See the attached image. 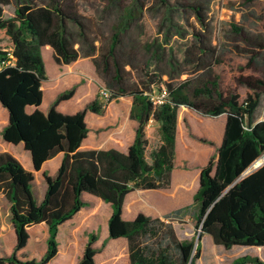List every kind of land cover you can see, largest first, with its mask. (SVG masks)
<instances>
[{
  "label": "trees",
  "instance_id": "1",
  "mask_svg": "<svg viewBox=\"0 0 264 264\" xmlns=\"http://www.w3.org/2000/svg\"><path fill=\"white\" fill-rule=\"evenodd\" d=\"M10 3L11 0H0V61H11L0 70V103L8 114L1 137L29 151L34 171L58 153L62 158L54 173L42 172L45 190L36 202L34 173L10 152H0V191L10 203L9 221L14 235L12 251L0 257V264H48L58 251L59 227L87 204L83 194L110 204L105 240H127L128 264H195L200 243L194 248L193 238L179 239L171 221L141 212L132 220L121 216L129 192L170 185L181 106L203 115H226L217 155L211 156L201 169L193 195L191 206L196 210L194 228L198 240L207 234L214 244L226 249L235 245L264 247V163L245 173L264 153V119L254 122L264 94V79L251 70L253 58L233 69L229 61L219 60L206 34L193 31L196 41L185 51L186 64L195 72L216 65L219 69L210 81L189 95L187 82L174 85L147 70L135 77L130 59L118 48L117 32L108 44L96 48L94 41H105L104 34L93 18L79 11L75 0L23 2L6 17L4 7ZM134 5L143 8L140 0H135ZM187 6L195 12L202 30L207 31L203 5ZM70 24L76 27L82 46L88 47L86 54L106 85L109 99L132 98L129 118L137 121V127L125 152L114 148L79 149L88 133L86 112L101 115L104 107L96 97L74 113L59 111L58 104L74 95L76 85L59 92L47 111L38 108L41 84L46 79L41 48L49 46L58 65L74 62L80 56L71 39ZM123 25L119 23L117 27ZM159 84L167 88L168 97L154 106L144 93ZM28 107L34 109L27 111ZM154 123L156 128L151 127ZM189 207L175 211L170 220ZM40 223L47 226L48 236L45 251L36 260L26 256L28 229ZM96 234H88L77 264H96L95 256L104 245L95 244ZM125 250H109L101 264H127ZM247 262L264 264L247 255L234 259L232 264Z\"/></svg>",
  "mask_w": 264,
  "mask_h": 264
},
{
  "label": "rangeland",
  "instance_id": "2",
  "mask_svg": "<svg viewBox=\"0 0 264 264\" xmlns=\"http://www.w3.org/2000/svg\"><path fill=\"white\" fill-rule=\"evenodd\" d=\"M29 1L45 2V0H11V3L4 7V16H11L17 5ZM140 1L143 3L142 9L135 7V0H75L79 11L93 18L104 34L105 41H94L96 48L108 44V39L113 33L119 34L118 48L126 56V59H130L129 61L134 66L132 70L135 77L142 76L144 70H147L169 79L174 85L187 82V92L192 95L194 88L202 87L210 81L215 75V71L219 69L216 65L211 69L195 72L184 61L188 45L196 41L193 31H197L199 34L208 36L211 45L217 50L220 61L225 63L229 61L233 64V69H237L239 63L245 64L250 58H253L251 70L264 79V0ZM112 4L114 6L111 7ZM188 4L203 5V14L208 26L207 31L202 30V26L196 20L195 12L187 6ZM119 23H124V25L117 27ZM70 31L71 39L74 41L75 47L78 48L80 56L66 66V69H70L72 72V78L68 82L62 80L64 83L62 88L68 89L76 85L78 97L83 99L82 103L97 97L104 107L102 114H105L106 111L108 113L118 111V118L121 117L122 110L125 112L128 109L131 98L109 99L110 93L106 85L94 71L91 57L86 54L88 47L82 46L81 39L77 36V29L73 24H70ZM43 48L42 56L48 79L46 76L47 80L42 83V86L46 90L45 86L55 79L56 66L51 48ZM129 81L132 82V79ZM102 92H106L107 97H104ZM74 99L73 102L62 103L61 108L64 106L72 109L78 104L77 95ZM204 100L206 99L204 98ZM62 110L63 113H71V111H66L67 109ZM254 119H264V94L261 95ZM3 144L7 143L3 142ZM9 147L11 148V152H9L18 159L21 158L20 155L23 158L25 154H28L22 145L19 148L18 145L9 144ZM52 168L53 166L48 164L44 171L51 173ZM41 173L39 171L35 174L33 184V198L36 202L44 190ZM86 199L88 198L86 197ZM89 206H92L91 202ZM9 208V201L0 192V257L10 254L14 242L13 230L9 221ZM186 211V216L190 220L186 221L184 218L180 220L176 234L179 239L193 238L195 241L197 237L194 228L195 206H191ZM94 228L92 232L97 233L98 238V243L95 242V244L100 245L104 242L101 252L95 256V263L101 264L109 250H115L121 245L113 239L105 240L103 223L98 225V229ZM88 230L90 228H87L85 233ZM77 241L79 244L81 239L79 238ZM198 242L201 252L195 264H232L234 259L244 255L257 257L264 262L263 247L235 245L226 249L222 245L214 244L210 235L207 234L202 235ZM41 249V243L33 238L28 244L26 256L38 260L43 254ZM125 253V261L128 264L127 248Z\"/></svg>",
  "mask_w": 264,
  "mask_h": 264
},
{
  "label": "crops",
  "instance_id": "3",
  "mask_svg": "<svg viewBox=\"0 0 264 264\" xmlns=\"http://www.w3.org/2000/svg\"><path fill=\"white\" fill-rule=\"evenodd\" d=\"M42 50H44L43 47L41 48V54ZM67 65L68 64L58 65L55 63V79L45 86L46 90H44L41 84L42 101L38 107L40 110L47 111L49 104L55 99L56 95L65 89V87L62 88L64 85L62 80L68 82L72 78V72H70V69H66ZM46 76L48 79L47 71ZM47 79L43 80V82ZM76 95L78 101L77 105L72 109H68L64 106L61 108L62 103L73 102ZM45 98H47V100H45ZM82 100L83 99L78 97V92L75 90L74 95L69 100L59 103L57 109L59 111L67 109L66 111L74 113L80 109L81 106L83 107L84 104L90 101L87 100L82 103ZM131 103L132 98L128 109L125 112L122 110V116L119 118L118 111L113 113H108L106 111L105 114L101 115L87 111L85 114V122L88 133L86 138L81 142L79 149L114 148L121 152L127 151L129 145L134 140L137 127V121L129 118ZM33 109L34 107H28L27 111H32ZM7 120V110L0 103V152H11L9 144H3L5 141H3L1 137V130L7 123ZM257 121L259 120H254V122ZM225 122V114L208 116L197 113L184 106L179 107L177 112L175 159L171 171L170 185L167 188L137 189L129 192L123 202L122 219L132 220L140 212L152 218L166 219L169 216H173L172 214L178 209L191 206L193 204V195L198 188L201 169L207 164L211 156L217 155V150L223 137ZM151 127L156 128L157 124L154 123ZM21 145L22 144H18V147L20 148ZM27 152L28 154H25L23 158L22 155H20L21 158L17 159L25 169L34 173V179L35 174L39 171L43 172L48 164L53 166L49 174L54 173L62 158V153H58L53 158L45 161L39 171H34L30 153L29 151ZM44 190L39 196V200L42 198ZM90 196H88V194H83L82 198L87 204L59 227L57 233L58 251L48 264H77L87 241L88 232H92L94 226V229H98V225H102L103 223V237L106 239L108 234L107 222L112 211L111 206L109 203L97 197ZM86 197L88 199H86ZM90 202L92 206H89ZM186 212L185 210L174 217L173 220H170L176 232L180 220H183V218L186 221L190 220L188 216H186ZM87 228H90V230L85 233ZM28 232V244L33 238H36L37 241L41 243V251L44 252L46 248L45 241L48 236L47 226L44 223H40L30 227ZM79 238L81 242L78 244L77 240ZM96 242L98 243V238ZM115 242L119 243L121 247L127 248V240L125 238L121 237L115 239Z\"/></svg>",
  "mask_w": 264,
  "mask_h": 264
},
{
  "label": "built area",
  "instance_id": "4",
  "mask_svg": "<svg viewBox=\"0 0 264 264\" xmlns=\"http://www.w3.org/2000/svg\"><path fill=\"white\" fill-rule=\"evenodd\" d=\"M11 61H0V70L4 68V66L10 64ZM104 97H107L106 92H102ZM151 103L154 106L161 105L164 103L166 98L168 97V90L163 84H159V86H153L150 90L144 93ZM109 97V96H108ZM150 124L152 123V119L149 120ZM264 163V153L257 159V161L253 164V166L261 165ZM165 222L170 221V217L164 219Z\"/></svg>",
  "mask_w": 264,
  "mask_h": 264
},
{
  "label": "water",
  "instance_id": "5",
  "mask_svg": "<svg viewBox=\"0 0 264 264\" xmlns=\"http://www.w3.org/2000/svg\"><path fill=\"white\" fill-rule=\"evenodd\" d=\"M258 166H259V165L251 166V167H250L245 173H247V172H249V171H251V170L257 168ZM251 168H252V169H251ZM197 242H198V235H197V237H196V239H195V241H194V248L196 247Z\"/></svg>",
  "mask_w": 264,
  "mask_h": 264
}]
</instances>
